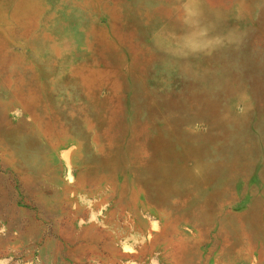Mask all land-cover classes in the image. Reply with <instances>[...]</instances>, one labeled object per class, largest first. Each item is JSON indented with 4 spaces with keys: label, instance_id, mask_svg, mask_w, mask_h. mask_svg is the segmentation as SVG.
<instances>
[{
    "label": "rangeland",
    "instance_id": "1",
    "mask_svg": "<svg viewBox=\"0 0 264 264\" xmlns=\"http://www.w3.org/2000/svg\"><path fill=\"white\" fill-rule=\"evenodd\" d=\"M0 264H264V0H0Z\"/></svg>",
    "mask_w": 264,
    "mask_h": 264
}]
</instances>
